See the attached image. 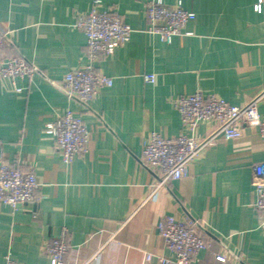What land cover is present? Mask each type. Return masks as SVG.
Masks as SVG:
<instances>
[{
    "label": "crops",
    "instance_id": "obj_1",
    "mask_svg": "<svg viewBox=\"0 0 264 264\" xmlns=\"http://www.w3.org/2000/svg\"><path fill=\"white\" fill-rule=\"evenodd\" d=\"M147 1L0 0V23L9 30L3 54L36 67L31 76L0 77V160L32 171L40 183L36 201L16 210L0 201V264L6 257L50 264L43 246L64 230L69 263L99 252L97 264H156L161 255L174 256L159 231L167 215L201 224L207 247L190 264H264L252 183L253 164L264 160L257 127L218 137L186 175L161 186L142 154L152 132L182 131L176 97L200 89L243 105L264 93V13L255 11L257 0H163L195 13L168 42L147 31ZM96 5L116 9L133 31L95 62L113 84L84 103L68 97L62 79L88 62L77 23ZM147 73L154 82L145 81ZM69 109L82 115L89 140L88 150L66 163L46 125ZM258 109L264 115V98ZM215 127L203 121L195 133L203 138Z\"/></svg>",
    "mask_w": 264,
    "mask_h": 264
},
{
    "label": "built area",
    "instance_id": "obj_2",
    "mask_svg": "<svg viewBox=\"0 0 264 264\" xmlns=\"http://www.w3.org/2000/svg\"><path fill=\"white\" fill-rule=\"evenodd\" d=\"M254 9L264 13V0H257ZM146 14L147 31L159 34L168 42L195 17L193 11L163 0H148ZM77 25L87 38L88 62L66 73L62 79V88L68 97L87 103L99 89L113 84V78L99 71L95 62L128 41L133 28L116 9H100L97 5L80 15ZM8 33L7 27L0 23V77L15 79L33 75L36 67L29 60L3 54L4 48L9 44ZM144 79L146 82H154L155 74L147 73ZM263 98L264 93L243 105H234L215 93L205 95L198 89L173 99L181 115L182 131L175 137L152 132L142 148L146 164L158 172L157 185H165L186 175L190 164L202 149L214 144L220 136L227 139L238 138L245 125L257 127L261 136H264V115L258 109ZM203 121H214L216 127L201 138L195 131ZM46 131L55 136L56 147L66 163L72 162L76 156L88 150L89 128L82 115L73 110L69 109L57 120L48 122ZM252 168V183L256 193L254 206L262 213L264 224V160L255 162ZM39 189L40 183L32 171H23L0 160V201L16 210L22 203L40 199ZM159 231L174 256L161 255L156 264H190L193 255L207 247L206 235L197 219H179L174 215H167L159 223ZM66 235L67 231L64 230L60 235L51 237L43 246L50 264H79L66 261L69 252ZM99 258L100 253L97 252L82 264H97ZM215 258L221 262L227 259L223 253H217ZM146 259L150 260L151 255L147 254ZM2 264L26 263L6 257Z\"/></svg>",
    "mask_w": 264,
    "mask_h": 264
}]
</instances>
